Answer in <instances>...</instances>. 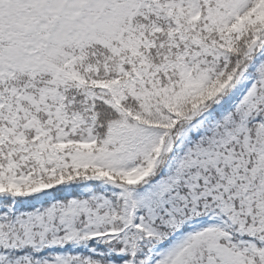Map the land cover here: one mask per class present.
<instances>
[{"label":"snow or ice","instance_id":"snow-or-ice-1","mask_svg":"<svg viewBox=\"0 0 264 264\" xmlns=\"http://www.w3.org/2000/svg\"><path fill=\"white\" fill-rule=\"evenodd\" d=\"M0 264H264V0H0Z\"/></svg>","mask_w":264,"mask_h":264}]
</instances>
